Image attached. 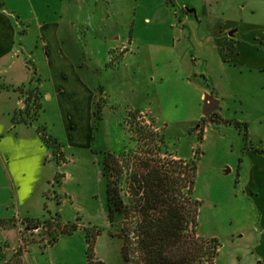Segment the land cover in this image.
Listing matches in <instances>:
<instances>
[{"label":"crops","instance_id":"obj_1","mask_svg":"<svg viewBox=\"0 0 264 264\" xmlns=\"http://www.w3.org/2000/svg\"><path fill=\"white\" fill-rule=\"evenodd\" d=\"M0 1V264H3L8 259L1 251L20 244L25 225L30 220L46 221L59 214L63 221L60 212L63 194L55 189V185L60 186L63 176H70L67 167L74 161L73 152L91 149L98 109L104 108L99 104V92L107 91L99 84L98 74L108 69L109 49L114 39L127 36V24L123 23L125 7H115L118 0H109L108 5L98 0L93 19L97 27L84 31L76 28L74 23L83 19L82 16L72 15L69 7L83 0H51L50 6L55 7L41 10L36 5L42 6L44 0H26L33 8L24 17L21 12L6 7L9 0ZM178 1L180 10L173 12L170 18L173 52L177 55L178 66L193 69L197 80L201 82L203 76L214 86L208 93L200 95L202 99L209 97L205 102L215 116L206 117L205 125H209L220 119L218 108L225 99L221 96H226L223 89L235 90L240 96L239 88H233L234 69L243 73L248 68L264 70V23L261 24L264 16L255 21V18L241 15L247 10L264 15V0H207L199 4ZM170 2L166 0L169 6ZM219 4L232 11L238 7L244 12L239 11V16L225 19L211 11ZM106 7L111 21L99 20L104 17ZM202 19L206 25V38L197 41V46L193 36L200 33L196 27H201L203 23L198 22ZM186 41L190 44L185 45ZM96 47L99 48L94 54ZM211 62L214 65L210 71ZM31 87L37 88L38 92L32 95L38 94L42 104L34 120L24 119L23 112ZM240 124L245 125L248 132L252 129L245 118L239 120ZM121 146L120 141L112 150L119 151ZM253 148L255 153L247 151L248 172L238 174L244 204H248L255 215L252 221L242 222L244 229L239 237L246 238L248 243L245 255L240 254L239 248V264H264V150L259 146ZM80 231L83 227L77 225L71 233L61 234L53 245L30 243L23 254L24 262L58 264L52 261L50 254L54 256L53 250H58L65 238L81 236ZM205 237L217 238L214 235ZM33 245H36L35 249ZM37 247L52 252L31 251ZM85 248L88 260L86 238ZM70 249L65 245L61 251L67 262L69 255L73 256ZM97 260L104 262L100 257ZM216 264H219L217 258Z\"/></svg>","mask_w":264,"mask_h":264},{"label":"rangeland","instance_id":"obj_2","mask_svg":"<svg viewBox=\"0 0 264 264\" xmlns=\"http://www.w3.org/2000/svg\"><path fill=\"white\" fill-rule=\"evenodd\" d=\"M50 1L44 0L45 4H37L36 7L40 10L54 8V5L50 6ZM93 1L83 0L69 6L72 15L83 18L74 22L76 28L84 31L97 27L93 19L98 0ZM103 1L104 5L110 2ZM132 1L118 0L115 4L116 8L125 7L123 23L127 24V36L113 40V46L108 53L109 67L98 74L99 84L107 91L99 92V104L104 108L102 111L98 109L95 137L90 142L91 149L73 152L74 161L67 167L70 176H63L60 186L55 185V189L63 194L64 204H61L60 212L62 220L68 224H64L57 214L52 215L49 221L30 220L31 224L25 225L20 244L1 251L8 259L5 264H27L23 257L21 262L17 261L16 251L22 249L24 254L27 246L33 242L48 244L53 238L51 232H59V222L60 229L71 230L74 225H78L83 227V231H80L82 237L76 235V238H65L60 243L61 247L53 250L54 256L50 254V258L54 263L125 264L121 235L123 217L118 213L111 217L103 164L105 153L113 151L120 141L122 149L125 146L136 148L140 145L142 137L135 131V125L131 126L128 121L130 112L135 111H141L137 120L152 124L158 130V135L164 136L165 147L160 153L162 158L189 160L196 154L199 157L193 187V197L200 201L198 233L218 238V263L239 264V248L240 254L245 255L248 242L246 238L239 237V234L244 229L242 222L252 221L255 215L251 207L244 204L242 181L238 180V174L248 172V150L254 152V146L264 150V70L248 68L243 73L233 68L236 72L232 79L233 88H239L240 96L235 90L223 89L226 96H221L225 99L221 108H218L221 120L205 125L208 115L213 118L215 116L210 113V105L205 102V98L209 97L202 99L200 95L202 92L208 93L214 86L203 76L201 82L197 80L193 69L177 64V55L172 46L170 18L173 12L178 13L177 9L180 10L177 5L179 1L170 0L174 2H170V6L166 0ZM189 1L199 4L207 0ZM6 7L10 11L21 12L24 17L31 13L33 5L26 0H9ZM211 11L225 19L239 16V11L244 12L238 7L232 11L230 7L224 8L221 4L213 7ZM108 12L106 7L104 17L99 20L111 21ZM241 15L248 19L255 18V21L264 16L258 11L251 13L250 10ZM201 21L198 22L203 23L201 27H196L200 33L193 36L197 46V41L201 42L206 38L205 21ZM188 44L190 43L186 41L185 45ZM98 48L96 47L94 54ZM213 65L211 62L210 71L213 70ZM244 118L252 125L250 132L245 125H239V120ZM201 130L202 139L199 136ZM69 154L71 155L70 151ZM182 170L187 169L185 167ZM55 197L58 198V195ZM245 208L248 209L247 212L244 211ZM85 238L94 241V250L88 260L85 255ZM65 245L71 247L73 253V256L69 255L68 262L64 260L61 252ZM35 246H32L33 249ZM37 250L40 254L52 252L39 247L31 251L38 252ZM97 257L102 258L105 263L97 260Z\"/></svg>","mask_w":264,"mask_h":264},{"label":"trees","instance_id":"obj_3","mask_svg":"<svg viewBox=\"0 0 264 264\" xmlns=\"http://www.w3.org/2000/svg\"><path fill=\"white\" fill-rule=\"evenodd\" d=\"M27 92L24 119L34 120L42 104L38 94L32 95L37 88ZM140 114L141 111L130 112L128 120L142 137L140 145L106 152L103 164L111 217L115 213L123 217L125 264H215L220 241L198 233L200 201L193 197V187L199 157L162 158L164 136H159L152 124L137 120ZM199 136L203 138L202 130ZM58 227L59 232H51L49 245L61 234L77 229L75 225L71 230L60 229V222ZM88 242V256H92L94 241ZM22 257V249H18L17 261L21 262Z\"/></svg>","mask_w":264,"mask_h":264}]
</instances>
